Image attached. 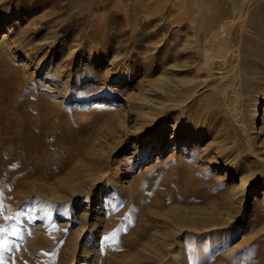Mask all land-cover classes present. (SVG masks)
Wrapping results in <instances>:
<instances>
[{
    "label": "rangeland",
    "instance_id": "1",
    "mask_svg": "<svg viewBox=\"0 0 264 264\" xmlns=\"http://www.w3.org/2000/svg\"><path fill=\"white\" fill-rule=\"evenodd\" d=\"M197 1L0 0V227L14 233L0 234L2 264H165L164 236L207 209L233 226L187 239L183 264H264V0ZM199 22L231 26L217 60L241 75L247 141L220 90L178 120L158 111L204 75L190 40ZM191 133L201 138L182 145ZM246 173L244 198L228 202ZM204 185L222 199L194 193Z\"/></svg>",
    "mask_w": 264,
    "mask_h": 264
},
{
    "label": "bare ground",
    "instance_id": "2",
    "mask_svg": "<svg viewBox=\"0 0 264 264\" xmlns=\"http://www.w3.org/2000/svg\"><path fill=\"white\" fill-rule=\"evenodd\" d=\"M179 1V0H178ZM197 1V0H196ZM200 1V0H199ZM199 1H197L196 3H198ZM203 1V0H201ZM247 0H243L239 5L240 7H247L245 6ZM164 2V0H163ZM123 3V2H121ZM137 3V2H136ZM166 3V2H165ZM184 3V2H183ZM118 4V3H117ZM125 4V2L123 3ZM122 4V5H123ZM159 4V2H158ZM119 5V4H118ZM165 5V4H164ZM184 5V4H183ZM204 6L203 3L199 6ZM252 5V4H251ZM250 5V6H251ZM121 6V5H120ZM184 7V6H183ZM204 8V7H202ZM250 8V7H249ZM248 8V9H249ZM240 9V8H239ZM239 9L237 11H239ZM248 9L245 11L247 12ZM203 11V10H202ZM205 11V10H204ZM207 12V11H206ZM241 12H242V9H241ZM240 12V13H241ZM208 13V12H207ZM239 13V12H238ZM236 13V14H238ZM184 14V13H183ZM206 14V13H204ZM196 15H199V14H196ZM243 15V14H242ZM241 14L240 15H235L234 18H233V22L235 20V23H232V29H234L235 27H238L240 29V31L244 30L245 29V24L243 23L244 22V19L243 18L244 16H242ZM246 15V13L244 14ZM204 16V15H202ZM200 16V17H202ZM247 16V15H246ZM198 18V17H197ZM206 16L203 17V18H199L200 21H202L203 19L206 20ZM204 22V21H202ZM202 22H199L198 23V27L194 29V31L191 33V38L190 40H192L193 44L196 46V47H199L200 49H198V52H194L192 55L194 56L193 58H196L197 59V66L195 67V70L196 71H199L200 73L203 72L204 75L201 76L199 73H196V76L193 77L191 80H188V81H183L187 83V86L185 88V93H184V96L183 98L181 99H168L166 101H164L163 99H158L159 101L158 104L160 106H162L158 111L160 113H162L163 111H169L171 113V115L175 118V119H180L184 114L186 115L187 111L189 110L190 107H192L193 105L197 104L199 105L200 103V100L205 96V94H212V93H216L217 90H220L223 94L222 98L225 97V99L227 98V101H228V97L231 98V100L233 101V105H232V108L231 110H229L230 108H228V111L230 113H232V116L236 119H234L236 122L238 120L239 123H241V126L239 124L240 127H242L243 131H244V134H245V140L247 141L248 140V132L246 130V126L244 127L243 123L241 122L242 121V111H241V85H242V78H241V75L240 73L238 72V68H233L229 66V62L227 63L228 65H226L225 67L223 68H219L218 66V61L220 60H217V58L219 57L218 54H217V51L220 49V45L224 42H226L227 38L229 39V35L231 32H229V28L230 27H225V26H219L217 27L216 29H211V30H204L203 29V23ZM234 27V28H233ZM231 31V30H230ZM238 31V30H237ZM244 32V31H243ZM238 33V32H237ZM202 36V37H201ZM187 37V36H186ZM189 37V36H188ZM240 37V35H239ZM201 38V39H200ZM201 40V42L199 41ZM220 46V47H219ZM235 50V49H234ZM233 52V50H231ZM230 51V52H231ZM225 54H223V57H224ZM230 57L231 55L228 54ZM222 57V56H221ZM226 61H227V57H225ZM230 59V58H228ZM232 59H234V57H232ZM226 61H221V62H224L223 64H226L225 62ZM194 64V63H193ZM221 64V63H220ZM221 66V65H220ZM177 66H174V68H176ZM123 73V79L124 78H128L131 75V72L128 71V70H125L122 72ZM182 83V82H181ZM182 83V84H183ZM159 86V89L161 92H164L166 94H168L167 92H165V90L167 91V89H164L161 85H158ZM158 91V90H157ZM169 93H172L173 91H171L170 89L168 90ZM215 96V95H214ZM264 100V98H263ZM226 101V102H227ZM225 102V100H224ZM94 103H98L99 105H103L105 103V100L103 99H100L98 101H94ZM108 104V103H107ZM209 104V103H208ZM264 104V103H263ZM257 105V104H256ZM231 107V106H230ZM263 111V110H262ZM264 112V111H263ZM231 115V114H230ZM231 116V118H232ZM257 117V115H256ZM233 119V118H232ZM127 120V119H126ZM255 121V117L253 119ZM234 121V122H235ZM253 121V122H254ZM80 123V122H78ZM128 124V123H126ZM124 121L121 122V129L123 130L122 132L125 133V134H129L130 132V128L128 127V125H126ZM161 124V123H160ZM157 128H156V131H155V140L156 141H159L161 140L162 138V129L161 127H159V123L157 124ZM239 127V128H240ZM132 128V127H131ZM188 130V129H187ZM122 133V134H123ZM197 134V133H196ZM120 137V136H119ZM193 138H197V139H200L201 136L200 135H195V134H189L188 136H186L185 140H182V145H185L187 144L188 142L189 143H194V139ZM96 142L97 144H95L96 146H98L97 148L100 147L99 150L101 149H104L103 148V145H105L103 142H105V139H103L102 142H100V139L99 138H96ZM188 142H187V141ZM176 144H177V141H175ZM120 143V141H119ZM110 144V143H109ZM107 144V145H109ZM150 144V143H149ZM175 144V143H174ZM179 144V143H178ZM156 145V144H155ZM94 146V145H93ZM95 146V148H96ZM111 147V146H110ZM109 147V148H110ZM153 147H157L156 146H152ZM107 148V147H106ZM105 148V149H106ZM219 149V148H218ZM221 150H223L222 148H220ZM219 149V150H220ZM154 150H157L156 148H154ZM98 151V150H97ZM101 152V151H100ZM103 152L105 153L106 151L103 150ZM219 152V151H218ZM217 152V153H218ZM98 153V152H97ZM102 153V154H104ZM222 151L219 152V154L216 155V157L218 158H221V155ZM211 154V153H209ZM214 154V153H213ZM107 155V154H106ZM104 156V155H103ZM101 156V157H103ZM100 157V155H98V158ZM104 158V157H103ZM108 158V157H107ZM102 159V158H101ZM106 159V158H105ZM104 159V160H105ZM79 160V159H78ZM80 161V160H79ZM82 161V160H81ZM103 161V160H101ZM99 160V162H101ZM203 161H205V163L207 165H210V166H214L216 170H218V165L220 164L219 162H217L214 158V156L211 154V155H208L203 159ZM233 161V160H232ZM235 161V159H234ZM233 161V162H234ZM83 162V161H82ZM225 162V160H224ZM244 162V161H243ZM75 163V162H74ZM78 163V162H76ZM80 163V162H79ZM104 163V162H103ZM226 163V162H225ZM235 163V162H234ZM83 164V163H82ZM81 163L78 164V165H82ZM102 163H100V166H101ZM230 164V163H229ZM226 165V164H225ZM234 165V164H233ZM228 169L230 168L231 169V165H227ZM75 167V166H74ZM241 167V166H240ZM247 167V166H246ZM98 168V167H97ZM96 168V169H97ZM227 169V172H229ZM247 169V168H246ZM99 170V168H98ZM245 170V169H244ZM91 171V170H90ZM89 171V172H90ZM97 171V170H96ZM236 171V170H235ZM248 171V170H247ZM220 173L219 177L221 178V181L224 180L225 178V174L227 173ZM105 173V172H104ZM112 174V173H111ZM247 174V173H246ZM246 174H243L242 177H240L238 183H234V186H232V188H229V194L228 195H225V199L230 202V203H240L242 201V199L244 198V195L246 193V186L249 184L248 182L250 181V174L246 175ZM102 175V174H100ZM109 173H106L105 176H108ZM92 176V175H91ZM90 176V177H91ZM109 180L111 179V177L108 178ZM198 184V183H197ZM196 185V184H195ZM210 185H204L202 189H200L198 186H196V188L193 190H195L197 195H199L200 197L203 198V196H208L209 194H214L217 190V187L214 186V188H211L209 187ZM71 186H69V191L72 192L73 194H75V186H73L74 188H70ZM251 187V186H250ZM249 188V187H248ZM227 189V188H226ZM96 195L99 194L98 191L95 192ZM203 194V195H202ZM72 195V194H71ZM70 196V195H69ZM215 198L218 200V199H222V196L223 195H219V194H216L215 193ZM93 198V197H92ZM90 199V198H89ZM206 204V203H204ZM206 206V205H205ZM207 207V206H206ZM207 209V208H206ZM95 210V209H94ZM205 212H201V216H205L204 218L200 219V220H194L192 221V224H190L189 226L188 225H185L184 227H177L173 230V234L171 235H167V236H164L165 238L163 240H161V243L162 245L163 244H166V242L168 240H173V244H172V248H173V251H170L166 257L167 259L165 260V264H183L184 261L187 259V256H186V245L188 242L187 239H196L200 236H202L203 232H208V233H212L214 232L218 226L224 224L226 225V227H228V225H232L233 224V218L229 217L228 216V212L225 213V217H219L218 219H213V217H211L212 215L210 214L209 210H204ZM239 213V212H237ZM211 215L209 217H207L208 215ZM227 214V215H226ZM244 214V213H242ZM212 219V220H211ZM92 227L94 225H91ZM233 226V225H232ZM200 239V238H199ZM198 239V240H199ZM213 248V247H212ZM155 256H158L159 257V253L158 252H155L154 253ZM187 261V260H186ZM69 264V263H68ZM70 264H87L86 262L84 261H80L79 263H74V262H71Z\"/></svg>",
    "mask_w": 264,
    "mask_h": 264
},
{
    "label": "snow or ice",
    "instance_id": "3",
    "mask_svg": "<svg viewBox=\"0 0 264 264\" xmlns=\"http://www.w3.org/2000/svg\"><path fill=\"white\" fill-rule=\"evenodd\" d=\"M5 219H11V217H5ZM0 234L3 235H13L14 233L9 232L8 229L0 227ZM105 241L112 239V237H105ZM6 241L0 240V264H2V253L8 251L9 249L4 247Z\"/></svg>",
    "mask_w": 264,
    "mask_h": 264
}]
</instances>
